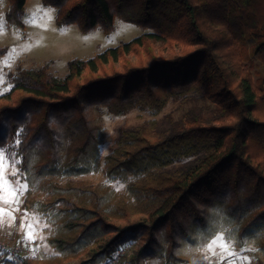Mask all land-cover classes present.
Here are the masks:
<instances>
[{
  "label": "trees",
  "instance_id": "obj_1",
  "mask_svg": "<svg viewBox=\"0 0 264 264\" xmlns=\"http://www.w3.org/2000/svg\"><path fill=\"white\" fill-rule=\"evenodd\" d=\"M6 1L7 24L22 26L27 0ZM40 1L83 33L116 19L147 32L69 60L64 77L48 63L9 75L0 147L51 227L52 253L24 264H110L133 243L118 264H186L219 233L264 257V0ZM171 102L185 112L155 119ZM103 109L153 118L120 129L101 160ZM98 172L105 182L79 181Z\"/></svg>",
  "mask_w": 264,
  "mask_h": 264
},
{
  "label": "rangeland",
  "instance_id": "obj_2",
  "mask_svg": "<svg viewBox=\"0 0 264 264\" xmlns=\"http://www.w3.org/2000/svg\"><path fill=\"white\" fill-rule=\"evenodd\" d=\"M6 10L7 1L0 0V25H2V28H0V47L5 48L4 54L0 57V96L9 91L11 87L9 75L13 74L17 67L35 68L48 63L51 73L58 77H64L68 72L69 60L93 57L108 48H114L147 32L135 24L124 22L120 19L115 20L114 28L108 34L104 33L99 27L83 33L76 24L59 26L55 20V9L43 6L40 0L26 1L22 26L8 25L5 20ZM26 17L28 18L27 21ZM252 42L248 41V45L252 44ZM251 74L253 79L261 75V66L256 61H254ZM185 109L184 105H180L178 102H171L162 114L154 118L158 120L168 113L177 118L185 112ZM152 118L148 113L137 110H133L123 116H114L106 109H103L104 136L100 145L101 160L113 148L120 129L141 124L144 121L152 120ZM15 161V167L11 166V160L6 162L3 177L0 178V184L4 186V195L7 199H11L8 191L9 181L12 186H16L17 182L24 184L20 181L18 175H11V173L18 170L17 160L15 159ZM79 181L86 185L95 186L105 182V179L102 172H98L85 176ZM112 186L118 192H122L124 188L122 184L113 183ZM25 190L23 189L18 193L16 204L0 205V208H3L4 212L7 213L4 216V226L0 227V241L11 245L19 244L25 250L23 254L30 256L51 254L52 249L46 242L51 227L31 207L33 201L39 199V197L33 196L26 199ZM10 216L15 217L14 223L9 219ZM22 223L25 224V227L28 224L33 226L27 230L34 233V242L29 243L23 239L24 229L21 228ZM221 234L219 233L216 236ZM206 245L197 249L192 256L187 257L186 264H193L192 262H197L198 260H202L203 264H219L218 256H212L205 251ZM132 246L133 251L136 248V244L133 243ZM230 247L238 256L235 259V264H252L257 259L264 262L263 255L252 244L238 246L237 243L231 241ZM34 249L35 255H33ZM245 257H247L246 260L244 259ZM43 261L46 263L45 258L41 260V262ZM76 262L77 260H71L64 264H75ZM37 263L39 264V262ZM224 264H229V260H225Z\"/></svg>",
  "mask_w": 264,
  "mask_h": 264
},
{
  "label": "snow or ice",
  "instance_id": "obj_3",
  "mask_svg": "<svg viewBox=\"0 0 264 264\" xmlns=\"http://www.w3.org/2000/svg\"><path fill=\"white\" fill-rule=\"evenodd\" d=\"M26 17V21H27ZM0 28H2V25H0ZM19 135V134H18ZM21 143L20 140H17V144ZM5 148L0 147V178L3 177V170L5 168L6 162L8 160L12 161L11 166L15 167L16 161L14 156H6L5 155ZM19 172L18 170L16 172L11 173V175L16 176L18 175ZM28 186L27 184H20L17 182L16 186H12L11 182H8V191L11 196V199H7L4 195V186L3 184H0V205H13L16 204L18 201V193L21 192L23 189H26ZM7 213L4 212L3 208H0V227L4 226L5 220L4 216ZM9 219L14 223L15 222V217L10 216ZM33 226L31 224H28L25 227V224H21V228L24 229V237L23 239L25 241H28L29 243L34 242L35 240V235L33 232L28 231L27 229H31ZM232 237L222 233L219 236H216L215 238L210 239L209 242H207L206 249L205 251L210 253L212 256H218L219 257V264H224L225 260H229V264H235V259L238 258L237 254L234 253L231 250L230 244L232 241ZM219 249V251H217ZM33 255H35V249L33 250ZM7 257L6 259H0V264H11L13 261L14 257L10 254L7 253L6 250L0 249V257ZM233 258V259H229ZM207 259V257H206ZM245 260L247 257L244 258Z\"/></svg>",
  "mask_w": 264,
  "mask_h": 264
},
{
  "label": "built area",
  "instance_id": "obj_4",
  "mask_svg": "<svg viewBox=\"0 0 264 264\" xmlns=\"http://www.w3.org/2000/svg\"><path fill=\"white\" fill-rule=\"evenodd\" d=\"M132 245L126 244L122 246L120 249L115 251L110 259V264H118L123 256H130L132 253ZM0 249L6 250L7 253H10L14 259L15 264H24L23 262V251L19 244L11 245L5 242L0 241Z\"/></svg>",
  "mask_w": 264,
  "mask_h": 264
},
{
  "label": "crops",
  "instance_id": "obj_5",
  "mask_svg": "<svg viewBox=\"0 0 264 264\" xmlns=\"http://www.w3.org/2000/svg\"><path fill=\"white\" fill-rule=\"evenodd\" d=\"M149 264H163V263L159 260H152L149 262Z\"/></svg>",
  "mask_w": 264,
  "mask_h": 264
}]
</instances>
